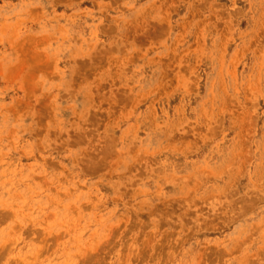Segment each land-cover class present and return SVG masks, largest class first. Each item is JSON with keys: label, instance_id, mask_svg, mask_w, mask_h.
<instances>
[{"label": "rangeland", "instance_id": "374dc122", "mask_svg": "<svg viewBox=\"0 0 264 264\" xmlns=\"http://www.w3.org/2000/svg\"><path fill=\"white\" fill-rule=\"evenodd\" d=\"M0 264H264V0H0Z\"/></svg>", "mask_w": 264, "mask_h": 264}]
</instances>
